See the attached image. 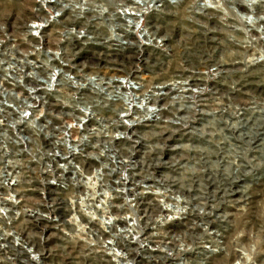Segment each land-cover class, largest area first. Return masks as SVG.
I'll list each match as a JSON object with an SVG mask.
<instances>
[{"label":"built area","instance_id":"2783aa9c","mask_svg":"<svg viewBox=\"0 0 264 264\" xmlns=\"http://www.w3.org/2000/svg\"><path fill=\"white\" fill-rule=\"evenodd\" d=\"M139 2L140 10L131 6L135 0H32L30 9L39 18L26 21L17 33L0 19V264H99L96 252L101 250L111 264L192 261L186 255L181 261L178 250L180 227L187 229V238L194 236L177 218L188 213L186 198L163 181L170 176V184L188 183L198 167L190 148L196 136L183 135L191 128L181 129L164 145L151 140L148 121L132 126L134 114L95 112L87 100L97 95L99 84L113 82L126 93L139 88L135 81L146 84L153 76L146 70L149 54L157 73L166 71L165 79H170V62L177 54L162 23L170 25L167 20L176 15L172 10L210 5L200 0ZM70 36L74 44L67 42ZM164 37L170 39L166 44ZM186 69L194 115L211 79L206 69ZM122 70L137 72L139 78ZM120 100L133 109L126 105L128 99ZM137 106L140 116L144 109ZM164 113L170 115L166 111L159 117ZM157 143L163 146L162 160L171 157L178 165L159 168L145 179ZM132 148L136 152L119 169L110 149L129 155ZM196 222L209 234L205 217ZM23 223L30 227L33 244L17 233ZM82 249L93 252L67 258Z\"/></svg>","mask_w":264,"mask_h":264},{"label":"rangeland","instance_id":"374dc122","mask_svg":"<svg viewBox=\"0 0 264 264\" xmlns=\"http://www.w3.org/2000/svg\"><path fill=\"white\" fill-rule=\"evenodd\" d=\"M200 1L214 8L185 6L171 11L170 25L162 23L177 54L167 66L206 69L214 85L206 135L191 141L211 152L209 199L196 203L209 234L198 228L184 239L180 227L179 257L189 264H264V0ZM31 4L0 0V19L21 32ZM203 245L211 247L209 258Z\"/></svg>","mask_w":264,"mask_h":264},{"label":"bare ground","instance_id":"6f19581e","mask_svg":"<svg viewBox=\"0 0 264 264\" xmlns=\"http://www.w3.org/2000/svg\"><path fill=\"white\" fill-rule=\"evenodd\" d=\"M207 5V4H206ZM211 5V4H210ZM210 5H207V8H214ZM132 8H135L137 10H140L141 3L139 0H135V3H132ZM31 12V18L29 20H37L39 17L36 13H33L30 9ZM4 16V15H3ZM22 19V18H21ZM2 20V19H1ZM4 26L7 24L5 21H1ZM158 30H155L154 33H157ZM11 33H17L16 31H11ZM66 34L70 35V32H66ZM67 42L74 44L73 37H67ZM163 40L165 41L163 44H166L169 38L164 37ZM162 40V42H163ZM19 51V50H17ZM141 55L138 54L137 57H140ZM152 58L154 56H151L150 54L148 55V58L146 59L145 64L148 66L146 68L147 71H149L153 76L148 79L147 83L144 84L139 81H135L134 83L139 84V88H134L132 91L126 93L123 92L120 88L113 85V82H108L105 84H99V88H97V95L94 96H88L87 100L89 101V104L95 107L94 110H98L95 112H101L99 110H108L113 111V114L116 112H119L121 114H125L126 112H129V114H134V121L130 119V123L132 126L136 124L135 121H138L137 123L140 122V120H146L148 121L146 124V127L150 128V131L148 132L149 134H152V139H156V141H159L160 143L173 140L176 137V134L180 133L181 129H188L191 128V130L184 131L183 135L185 139H189L188 136L192 134L191 136L193 137L194 135H197L198 137H202L203 135H206L205 132H202V127H206V122L210 121L207 116L211 117L212 112H207L205 110V107H208L211 105L213 93H214V85L210 81V88L208 91L202 92L203 94L201 95V98L199 99V103H197L198 106L201 107V109H198V111L194 112L195 114H191V85H192V80L190 78L189 72H187L186 68L179 69L177 70V66H175V70H172L173 72L171 73L172 76L170 79H165V74L167 73L166 71L157 73V71L153 68L154 66H157V64H154L152 66ZM160 60L157 59V62ZM116 71L121 70L119 68H115ZM125 73V76L127 77H132L134 79L139 78V75L137 72H126L125 70H122L121 72ZM175 71V72H174ZM186 71V73H185ZM212 71V69H211ZM115 77H117L115 75ZM217 86V85H216ZM215 92H218L215 91ZM204 96V98H202ZM120 99L127 100L126 105L130 106L133 104V109L129 107V109L124 107V103L119 102L121 101ZM168 99H171L167 101ZM101 101H104L105 106H102ZM165 101V103L160 104V102ZM206 101V102H205ZM137 102L141 103V107L144 109L141 111L140 116L138 115V106ZM148 104H151V109L149 108ZM165 105V106H164ZM169 106L172 108L170 109ZM99 108V109H98ZM203 109V110H202ZM93 110V109H92ZM93 110V111H94ZM169 112L170 115L165 114L163 117H159V115H162L163 112ZM186 113H190L192 115V118H188L186 116ZM204 123V126H203ZM202 125V126H201ZM133 133L135 136L139 133V131L134 128ZM190 136V137H191ZM150 136L146 135V138H149ZM197 137V139H198ZM150 139V138H149ZM160 143L155 144V146L152 149L151 152V162L153 163H148L147 169H146V175L145 179H148L151 177V175L155 172L158 171L159 168H164L168 167L172 169V165L169 164H175L178 165V161H174L171 157H168L166 161H163L162 158L160 157L162 149ZM190 147V146H188ZM174 148H177L174 147ZM184 149L183 146H180L178 149ZM191 149L194 150L195 153V165L198 166L194 168L188 177V183H176L175 184H170V181L168 179H171L170 176H165L164 184L169 187L172 192H180L182 199L186 198V205L188 206V213L186 216H180L177 217L180 220L179 225H187L189 226V233L190 235H194L198 231V224L196 220L200 218V215L196 210H198L199 205H196V203H207L210 195V188L209 184L211 185L210 182V169H211V152L208 150L206 147H200L196 145H192L190 147ZM133 149V150H132ZM130 151L129 155H125L119 151H113L110 149V153L116 156L118 159L119 163V169L120 166L126 167V161H129L128 158H131L135 151L134 148H132ZM127 156V159H126ZM212 170V169H211ZM212 173V172H211ZM213 183V181H212ZM189 186V187H188ZM203 191H202V189ZM195 191V193H193ZM204 201V202H203ZM204 204V205H205ZM191 213L192 217L189 216ZM35 220H40L38 217H34ZM184 221V222H183ZM30 223V222H28ZM28 223H23L20 224V227H17V233H22L23 236H27L26 241H31V244H33L35 241L32 238L31 234L32 232L30 231V227L28 226ZM193 224V225H190ZM211 224V221H210ZM29 230H28V229ZM197 230V231H196ZM21 236V235H20ZM210 237V235H209ZM22 238V236H21ZM184 239L187 238V235L183 237ZM106 249L111 248L110 245L105 246ZM206 247V245H203V249ZM77 252H84V253H92L93 251L90 249H82V250H77L74 253L70 254L67 256L73 257L74 254ZM211 251H208V249H204V254L205 258L210 257ZM98 257H99V264H111L109 260L106 258V251H99L96 252ZM167 257L163 258L162 261L163 263L166 262Z\"/></svg>","mask_w":264,"mask_h":264}]
</instances>
